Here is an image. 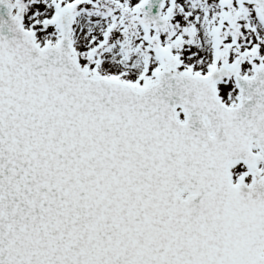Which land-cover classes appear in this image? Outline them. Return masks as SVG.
I'll list each match as a JSON object with an SVG mask.
<instances>
[{
    "label": "snow or ice",
    "instance_id": "obj_1",
    "mask_svg": "<svg viewBox=\"0 0 264 264\" xmlns=\"http://www.w3.org/2000/svg\"><path fill=\"white\" fill-rule=\"evenodd\" d=\"M0 264H264V0H0Z\"/></svg>",
    "mask_w": 264,
    "mask_h": 264
}]
</instances>
